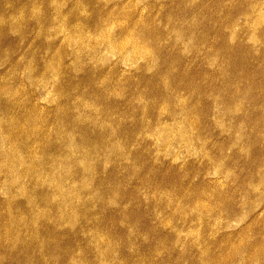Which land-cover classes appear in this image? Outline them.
Returning <instances> with one entry per match:
<instances>
[{
    "label": "rangeland",
    "instance_id": "374dc122",
    "mask_svg": "<svg viewBox=\"0 0 264 264\" xmlns=\"http://www.w3.org/2000/svg\"><path fill=\"white\" fill-rule=\"evenodd\" d=\"M0 264H264V0H0Z\"/></svg>",
    "mask_w": 264,
    "mask_h": 264
},
{
    "label": "bare ground",
    "instance_id": "6f19581e",
    "mask_svg": "<svg viewBox=\"0 0 264 264\" xmlns=\"http://www.w3.org/2000/svg\"><path fill=\"white\" fill-rule=\"evenodd\" d=\"M173 29H174V28H173ZM173 29H172V30H173ZM177 31H178V30H177ZM177 31H176V32H177ZM173 32H175V31L173 30ZM180 32H181V31H180ZM180 32H179V34L181 35L182 33H180ZM142 33H143V31H142ZM177 34H178V33H177ZM124 36H125V35H124ZM176 36H177V35H175V37H176ZM127 37H128V36H127ZM133 38H134V40H135V37H133ZM133 38H132V39H133ZM177 38H178V36H177ZM177 38H176V41L174 40V43L177 42ZM180 38H182V37L180 36ZM122 39H123V38H122ZM128 39L130 40V38H128ZM132 39H131V41H132ZM168 39H169V38H168ZM174 39H175V38H174ZM134 40H133V41H134ZM178 40H179V39H178ZM189 40L191 41V39H188V42H189ZM186 41H187V39H186ZM186 41H185V42H186ZM127 42H128V41H127ZM127 42H125V43H127ZM129 43H130V42H129ZM132 44H134V43H132ZM175 44H176V43H175ZM185 44L188 45V43H185ZM123 45H124V43H123ZM128 45H130V44H128ZM124 46H126V45H124ZM124 46H123V47L121 46V47L124 48ZM133 46H134V45H133ZM126 47H127V46H126ZM130 47H132V45H130ZM132 48H133V47H132ZM135 48H136V47H135ZM137 48H138V46H137ZM121 50H122V49H121ZM132 50H134V49H132ZM136 50H137V49H136ZM138 51H140V50L138 49ZM141 52H142V51H141ZM134 54H135V53H134ZM138 54H141V53H138ZM165 82H166V81H165ZM165 84H166V83H165ZM55 158H56V157H55ZM50 160H51V159H50ZM52 160H53V159H52ZM53 161H54V160H53ZM53 164L55 165V163H53ZM51 165H52V164H51ZM53 168H54V167H53ZM55 172H56V171H55ZM65 213H66V211H65Z\"/></svg>",
    "mask_w": 264,
    "mask_h": 264
}]
</instances>
